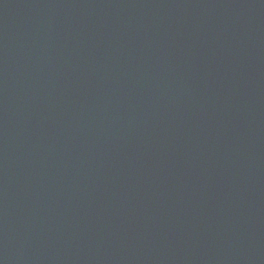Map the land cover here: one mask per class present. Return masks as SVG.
Here are the masks:
<instances>
[{
  "label": "water",
  "instance_id": "obj_1",
  "mask_svg": "<svg viewBox=\"0 0 264 264\" xmlns=\"http://www.w3.org/2000/svg\"><path fill=\"white\" fill-rule=\"evenodd\" d=\"M0 264H264V0H0Z\"/></svg>",
  "mask_w": 264,
  "mask_h": 264
}]
</instances>
